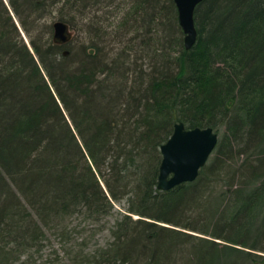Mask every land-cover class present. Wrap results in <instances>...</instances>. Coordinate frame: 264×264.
<instances>
[{
    "label": "trees",
    "instance_id": "1",
    "mask_svg": "<svg viewBox=\"0 0 264 264\" xmlns=\"http://www.w3.org/2000/svg\"><path fill=\"white\" fill-rule=\"evenodd\" d=\"M195 21L188 50L174 0H0V264H264V0ZM177 122L219 141L161 190Z\"/></svg>",
    "mask_w": 264,
    "mask_h": 264
},
{
    "label": "water",
    "instance_id": "2",
    "mask_svg": "<svg viewBox=\"0 0 264 264\" xmlns=\"http://www.w3.org/2000/svg\"><path fill=\"white\" fill-rule=\"evenodd\" d=\"M180 25L185 33V46L189 50L197 42L198 29L195 12L204 0H174ZM54 39L66 43L72 34L68 24H54ZM219 141V134L212 127H186L177 122L169 139L162 144L163 159L160 166L158 188L170 190L182 183L195 181L207 164Z\"/></svg>",
    "mask_w": 264,
    "mask_h": 264
},
{
    "label": "rangeland",
    "instance_id": "3",
    "mask_svg": "<svg viewBox=\"0 0 264 264\" xmlns=\"http://www.w3.org/2000/svg\"><path fill=\"white\" fill-rule=\"evenodd\" d=\"M72 30V37L74 35H76V32L77 30L76 29H71ZM220 136V134H219ZM213 155V154H212ZM117 218V215L116 216H112L110 219H109V223L107 224V226H112L115 222ZM106 227L105 229H102L100 230L95 236H93V233H92V229H89L88 231V235H87V239L90 240V245L93 247L95 244H105L108 239L110 238L111 234H110V230L109 228ZM88 228H91L88 226ZM55 248H58L60 249V253L62 254L63 253V250H61L62 248V243L59 241V240H55L53 242ZM51 250H53V248H50ZM63 249V248H62ZM53 257H55V255H37V259H38V262H40V264H46L50 259H53Z\"/></svg>",
    "mask_w": 264,
    "mask_h": 264
},
{
    "label": "bare ground",
    "instance_id": "4",
    "mask_svg": "<svg viewBox=\"0 0 264 264\" xmlns=\"http://www.w3.org/2000/svg\"><path fill=\"white\" fill-rule=\"evenodd\" d=\"M7 5L8 6H10V4L7 2ZM179 17V16H178ZM57 21H63V22H65L66 24H68V26H69V29H70V31H71V34H72V30H71V27H70V24L68 23V22H66V21H64V20H62V19H59L58 17H56L55 19H54V21H53V24H52V26H53V33L55 32V29H54V24L57 22ZM180 23V22H179ZM22 35L24 36V32L22 31ZM71 38H72V36H71ZM71 38H70V40H71ZM69 40V41H70ZM28 41V40H27ZM69 41H67V42H69ZM66 42V43H67ZM57 43H60V42H57ZM184 43H185V38H184ZM61 44H65V43H61ZM186 47V46H185ZM162 190V189H161ZM134 217L136 218V217H138L137 215H134Z\"/></svg>",
    "mask_w": 264,
    "mask_h": 264
}]
</instances>
